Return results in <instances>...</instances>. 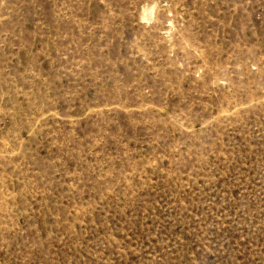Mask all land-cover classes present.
I'll list each match as a JSON object with an SVG mask.
<instances>
[{
  "label": "rangeland",
  "instance_id": "obj_1",
  "mask_svg": "<svg viewBox=\"0 0 264 264\" xmlns=\"http://www.w3.org/2000/svg\"><path fill=\"white\" fill-rule=\"evenodd\" d=\"M0 264H264V0H0Z\"/></svg>",
  "mask_w": 264,
  "mask_h": 264
}]
</instances>
